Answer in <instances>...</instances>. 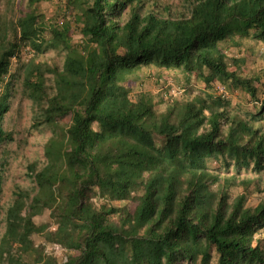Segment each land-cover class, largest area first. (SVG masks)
<instances>
[{
  "label": "trees",
  "instance_id": "trees-1",
  "mask_svg": "<svg viewBox=\"0 0 264 264\" xmlns=\"http://www.w3.org/2000/svg\"><path fill=\"white\" fill-rule=\"evenodd\" d=\"M26 1L10 31L0 23V144L13 140L3 127L12 59L39 110L36 124L55 135L45 163L29 165L33 193L19 189L6 209L0 264H264V191L249 205L251 180L238 179L232 195L236 176L222 180L219 171L229 162L264 170V69L229 68L244 63L246 40L264 39V0H183L175 9L159 0H85L80 41H70L67 24L48 28L44 48L61 52V64L22 60L44 0ZM151 65L203 87L131 94L125 81ZM216 83L247 93L251 109L231 107ZM2 182L0 168V192ZM44 211L50 221L35 223ZM37 233L67 249L66 259L35 245Z\"/></svg>",
  "mask_w": 264,
  "mask_h": 264
},
{
  "label": "rangeland",
  "instance_id": "rangeland-1",
  "mask_svg": "<svg viewBox=\"0 0 264 264\" xmlns=\"http://www.w3.org/2000/svg\"><path fill=\"white\" fill-rule=\"evenodd\" d=\"M162 6H170L171 9L181 8L183 0H159ZM85 0H44L38 5V22L34 36L27 43V47H20V54L22 60H26L32 55L35 61L56 62L61 64L62 54L51 48H44V41L49 36V26L51 24L59 23V26L67 24L69 27L70 41L75 43L81 40L79 28L82 24V8L85 5ZM161 6V7H162ZM28 10L26 0H0V23L6 24L11 30V27L16 23L17 17L24 14ZM8 30V29H7ZM235 47H226V54L232 55L242 53L244 63L236 68L230 66L231 69H236L237 72L249 73L253 71H262L264 69V39L259 41L246 40V44L242 46L240 52H237ZM21 62L16 59L11 60L9 73L5 77V81H10L12 96L10 100V108L6 112L3 120V127L13 133V140L3 142L0 144V168L3 172V182L0 192V236L5 229V213L8 205L15 197V192L19 189L29 190L33 193L35 183L29 168L30 164H35L37 168L41 167L46 159L43 154L44 145L55 132L47 124H36V119L39 118V110L34 107L31 100L24 94L22 87V66ZM151 70L141 72L139 78L140 83L132 82L131 94L136 91V86H141V89L151 91L154 95L159 92H164L165 84L174 86L187 85L189 88L203 87L202 81L194 77L185 80L180 75H174L172 72L163 70H156L155 66ZM161 77L163 83H159L156 78ZM45 84L51 90L53 88L52 76L50 73H44ZM230 87V86H229ZM228 102L231 107L240 106L241 109H251L252 104L248 101V95L238 87H230ZM263 98L264 94L260 93ZM245 102V103H244ZM157 108L160 105H156ZM69 116L60 118L61 125L68 123ZM96 124L93 127L96 128ZM61 139V138H60ZM59 139V141H60ZM62 138L61 140H63ZM221 179L230 175H235L236 180L230 185V192L232 195L240 191L238 179H250L249 191L247 198L249 205L257 203L259 197L264 191V170L253 172L249 167H236L232 162L223 165L219 168ZM138 201V194L127 201L126 206L131 211ZM113 205L122 204L121 201H113ZM37 224L43 221H50L48 212L44 211L41 214L32 217ZM53 228V224L49 225ZM259 234L264 238V231L260 229ZM35 245L42 246L46 253H51L54 256L66 259L69 251L55 242H47L41 233L34 235ZM264 242V241H263ZM211 264H214L213 262Z\"/></svg>",
  "mask_w": 264,
  "mask_h": 264
},
{
  "label": "built area",
  "instance_id": "built-area-1",
  "mask_svg": "<svg viewBox=\"0 0 264 264\" xmlns=\"http://www.w3.org/2000/svg\"><path fill=\"white\" fill-rule=\"evenodd\" d=\"M156 80L159 83H163L161 77H157ZM182 90H183V87L173 86V87H170L169 92L172 94H176V93H180V91ZM214 93L222 98H227L229 95L228 89H226L225 86L220 83L214 84Z\"/></svg>",
  "mask_w": 264,
  "mask_h": 264
},
{
  "label": "crops",
  "instance_id": "crops-1",
  "mask_svg": "<svg viewBox=\"0 0 264 264\" xmlns=\"http://www.w3.org/2000/svg\"><path fill=\"white\" fill-rule=\"evenodd\" d=\"M151 66H152V65H151ZM143 68H144V67H143ZM156 68H157V67H156ZM146 69L149 71V70H151V69H152V67H150V66H149V67H145V68H144L142 71H145ZM160 69H161V68H160ZM160 69H159V68H157L156 70H160ZM162 69H163V68H162ZM163 70H165V69H163ZM166 71H167V70H166ZM136 83H138V84H139V83H140V81H139V80H137V81H136ZM140 84H141V83H140ZM140 90H144V89H141V86H136V91H135V92H137V91H140ZM131 91H132V90H131Z\"/></svg>",
  "mask_w": 264,
  "mask_h": 264
}]
</instances>
